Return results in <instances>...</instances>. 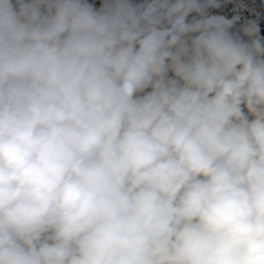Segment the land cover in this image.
Wrapping results in <instances>:
<instances>
[{"label":"clouds","instance_id":"obj_1","mask_svg":"<svg viewBox=\"0 0 264 264\" xmlns=\"http://www.w3.org/2000/svg\"><path fill=\"white\" fill-rule=\"evenodd\" d=\"M215 5L0 0V264H264V39Z\"/></svg>","mask_w":264,"mask_h":264},{"label":"trees","instance_id":"obj_2","mask_svg":"<svg viewBox=\"0 0 264 264\" xmlns=\"http://www.w3.org/2000/svg\"><path fill=\"white\" fill-rule=\"evenodd\" d=\"M93 2L99 7L100 0ZM209 12L233 18L231 30L238 35H242V25L254 21L259 28L260 37L264 39V0H216V5Z\"/></svg>","mask_w":264,"mask_h":264},{"label":"rangeland","instance_id":"obj_3","mask_svg":"<svg viewBox=\"0 0 264 264\" xmlns=\"http://www.w3.org/2000/svg\"><path fill=\"white\" fill-rule=\"evenodd\" d=\"M219 16H221V15H219ZM222 17H224V16H222ZM226 20H228V21H230L231 23H232V21H233V18H227V17H224Z\"/></svg>","mask_w":264,"mask_h":264}]
</instances>
